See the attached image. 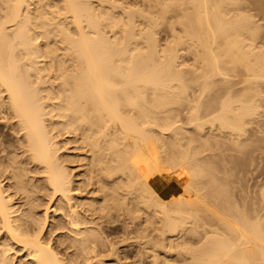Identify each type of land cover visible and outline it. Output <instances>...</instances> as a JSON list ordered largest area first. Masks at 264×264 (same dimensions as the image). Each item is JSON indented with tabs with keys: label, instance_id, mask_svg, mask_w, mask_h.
Returning <instances> with one entry per match:
<instances>
[{
	"label": "bare ground",
	"instance_id": "6f19581e",
	"mask_svg": "<svg viewBox=\"0 0 264 264\" xmlns=\"http://www.w3.org/2000/svg\"><path fill=\"white\" fill-rule=\"evenodd\" d=\"M114 1L112 0L111 4ZM40 2V0H0V154H3L0 157V264H89L91 260L94 258L96 260L100 256V250L97 249V246L103 248L101 253L103 250L112 251L109 244L108 246L102 244L103 241L99 234L104 233L102 231L100 233L98 227L101 223L96 221L101 222L108 217L109 210H111L110 202L115 205L123 202L126 204V196L130 197L131 202L133 200L135 206L139 204L144 209L143 213L146 211L149 215L151 214V219L157 215L155 213H162L166 219L164 224L167 228L165 230L169 234L172 231H178V228H186L184 225L197 220L195 215L198 214L197 216H199L201 212L195 214L196 207L200 206L199 204L203 206L204 202L202 198L200 200L194 194L195 190H198L196 189L198 186L195 184L196 179L200 178V175L204 176L201 174V169L198 168L202 164L201 161L204 163V157L203 160L201 158V161L199 159L203 152L201 148V153L191 148L197 156V153L200 154L198 156L199 166H196L198 163H195L197 161L196 155L194 157L190 154L179 153L183 156L177 158L173 155L177 159L171 158L169 162L166 158V162L161 160L163 157L159 155L162 153L161 151L159 153V145L164 142L163 139L165 138L163 136L166 133L170 135V139L173 137L177 141L185 134L180 132L177 127L178 124L174 125L171 114L175 113L176 110L173 111L175 109H172L173 104L188 102V99H190L188 97L193 95V93L187 95L188 78L179 75V72L181 73L179 66L182 64H176L180 62H176V53L172 54V52L164 56L168 46L163 48L159 45L160 43L158 44L155 37L157 31L150 32L147 29L149 31L145 36L147 46L144 45L146 46L144 47L139 43L137 44V40L134 39L136 35L132 33V25L129 22L124 25L123 29L120 28L122 30H117L119 22H116V18L118 16L114 18L108 9L110 5L108 8H105L107 6H101L102 11L95 13V8L90 6L93 3V1L91 3V0H60L59 9L64 13L61 19L63 20L64 16L66 18L67 15L65 14H70L71 23L73 24L71 26L74 28L72 29L74 32L72 35L66 29L67 26H64L68 24H65V18L63 23L59 18L60 16L58 17V14L54 13L56 9L46 11L48 8L46 10L41 8ZM31 4L36 5V7L34 5V8L30 7ZM152 7V10L159 15H156V19H153V16L148 17L154 27L160 24L159 22L164 19L165 13L169 10L173 11L171 14L174 13V16H181L184 34L173 32L182 35L181 37L178 36L176 44L181 49H186L183 51L188 50L194 55L196 54L198 61L203 64L204 73L200 75L203 77L200 84V94L203 95L201 92H204L205 101V97L212 90L222 88L224 91L223 98L218 97L220 100L215 101V104L204 105V122L215 129L233 134L242 140L246 139L251 133L250 137H253V140L249 141H255L256 148L260 151L264 150V147L260 144L264 141V136L260 137V134L264 135L262 134L264 133V35L260 36L261 31H264V26L260 23V21L264 22V0H153ZM189 10L190 12H187ZM254 10L259 12L254 13ZM259 13L260 17L256 19ZM103 21L108 22L106 24L108 25L107 29L109 27L115 29L114 34L125 32V35H111L113 38L104 37L102 33L105 29L103 32L100 29ZM147 27L148 25L145 28ZM189 67L191 68L192 65ZM193 73L195 74L194 80L197 81L199 72L196 74L193 71ZM188 76L191 78L190 75ZM195 90L197 92V89ZM201 97L203 98V96ZM209 100L211 101V99ZM191 101L189 100V102ZM193 103L195 104V102ZM189 108L191 110V107ZM193 110L188 120L194 124L193 127L199 130L203 124L198 123L201 119L199 118L201 116L199 107L195 106ZM187 111L189 110L187 109ZM209 125L206 126L209 127ZM248 126H251L250 133H248L250 128ZM184 128L181 130H185ZM4 133L14 134L15 143H12L14 146L6 138L1 139L4 137ZM64 134L65 137L71 134V137H68L71 138L69 141L72 140L76 144V147L73 146L72 149L75 147L80 152L74 157L84 167V179L82 180L77 175L73 174V176L69 171L72 169L67 168L65 165V162H68L69 157L72 156L64 154L65 157H63V154L60 153V149L68 144V139H60ZM167 134L166 136H168ZM189 135L187 136L191 137V134ZM215 137L217 139L218 136L215 135ZM211 139L213 140V138ZM216 139L215 141L218 140ZM6 140L9 146L13 147L10 146L12 149H9L8 144L5 146ZM194 141L199 142L198 138ZM194 141L192 140L191 144H194ZM200 141L204 142L201 138ZM234 141L236 140L234 139ZM181 142L183 141H179V143ZM240 142L242 143V141ZM165 143L162 145L164 146ZM171 143L173 145V142ZM188 144L186 142V145ZM250 144H253V142ZM212 145L214 146L213 143ZM197 146L200 145L197 144ZM218 146L219 144L216 148ZM167 147H169V143ZM186 148L188 149L187 146ZM169 149L171 150V147ZM176 150L180 149L177 148ZM260 151L258 153L264 156L262 154L264 152L260 153ZM66 152H70V149ZM166 152L169 153L167 150ZM165 153L162 154L165 155ZM170 157L169 155L167 158ZM70 162L73 163V160ZM75 163L77 164V162ZM77 170L79 171V169ZM212 171L214 172V170ZM204 173L205 171H203ZM80 174H82V171ZM35 175H39V178H36ZM75 176L81 180L78 182L79 185L77 183V187H73V184L76 183L72 184V177L75 179ZM40 178L43 180L44 185L42 183L37 184L36 181H39ZM215 178L217 177L215 176ZM33 179H35L37 185ZM218 179L220 180V178ZM4 180H6L5 184L3 183ZM207 181L210 180L207 179ZM258 187L260 188V186ZM261 188H264V186ZM75 190H80V194L81 191H84V193L86 191L89 202L77 204V200L75 201L71 193ZM201 191L199 192L202 193ZM222 191L221 189L220 192ZM259 191H261L259 194L261 193L264 197V189H259ZM39 192H44L43 197L35 196ZM208 192L211 193L210 190ZM217 192L218 190L215 191V193ZM29 194H31V197ZM77 195L79 196V194ZM77 195L75 196L77 197ZM226 195H228V192ZM15 196L18 197V200L24 198L26 202L20 204L19 201L20 205L17 203V206H15L13 202ZM82 196H84L83 193ZM221 196L223 197V195ZM209 197L212 198L207 196V198ZM216 197L217 195L215 201L218 200L219 203L214 205L219 204L218 210H221L219 207L222 203H220V198ZM259 197L261 198V196ZM225 199L227 198L225 197ZM35 200H38V204L34 206L32 202H35ZM212 201L206 202L211 204L214 202ZM206 202H204L203 208ZM227 202L229 201L227 200ZM257 202H261V199ZM257 202L253 203L256 204L254 208L257 209L259 206L257 212L253 208L254 212L252 211V214H250L252 209H248L250 210L249 214L247 213L248 216L251 217L256 213L251 219H249L250 217L247 218V215L240 214L239 211V215H233V212L229 214L230 216L227 215L231 217V221H229V218L224 220L227 236H225L226 234L223 235L224 232L211 233L213 236L209 237L210 234L206 235V233H209L206 232L208 230H204L206 233L202 236H207V238L204 237L207 245H204V239H201L204 243L202 245L204 246L203 251H196L192 254L193 249L189 248V252L192 251L189 256L185 254V247H188V245L185 246L186 242H182L185 247L181 244L184 247L182 248L184 251L181 250V253L184 252L186 256L191 257L190 263L185 262V264H264V224L261 223L264 222L261 218L264 217V214H260L264 211V201L261 202L262 205L259 203L258 206ZM231 204L235 205V203ZM25 205H28V208H23ZM214 205L212 204V206ZM37 206H42L41 215H37L38 212L35 211ZM242 206H237L238 210ZM228 207L227 212L229 213L230 208L233 206ZM245 207H242V209H246ZM210 208L212 207L210 206ZM214 208L215 210L211 211L217 217V207ZM120 209L122 210V208ZM140 209L136 210L141 211ZM198 209L202 210L201 207ZM129 210H126L127 214ZM234 210H237V208ZM57 211L60 212V215ZM170 211L177 214L176 220L170 214L168 215ZM49 212L55 213L54 218L58 215V218H56L58 220L54 221L53 217L49 216ZM197 212L199 211L197 210ZM241 212H246V210ZM60 216L61 219H59ZM49 217L54 221V224L49 225ZM199 217H201V219H198L201 223L206 218L202 221V215ZM211 219L209 218L210 221ZM222 219L224 218L222 217ZM202 224L206 228V223ZM155 227H158V225L154 226V229ZM147 228L149 227L147 226ZM201 228L199 229L201 230ZM208 228L210 229V227ZM221 228L220 232H222ZM196 230L194 234H196ZM48 232L49 236L46 235ZM210 232L214 231L210 230ZM188 233L191 232L188 231ZM165 234L167 233L164 232ZM185 234L187 233L185 232ZM164 235L162 233L161 238ZM52 236L56 238V243L62 248L61 250L65 251V254L62 253L64 255L59 254L60 252L58 253L52 247ZM181 236L183 238L184 235L181 233ZM164 239L166 240V238ZM173 239L176 238L173 237ZM149 240L151 241V238ZM105 242L103 243L105 244ZM141 245L143 246V244ZM189 247H192V245ZM173 248L178 250L179 247ZM186 250L189 253L188 248ZM20 251L24 253L25 260L24 256L23 259L16 258V253L19 252L20 254ZM143 251L141 250V252ZM112 252L114 254V251ZM141 255L140 258L144 254ZM153 258L147 263L140 260H136L138 261L136 263L169 264V262L163 263L164 260L161 263ZM163 258L165 259V257Z\"/></svg>",
	"mask_w": 264,
	"mask_h": 264
},
{
	"label": "rangeland",
	"instance_id": "374dc122",
	"mask_svg": "<svg viewBox=\"0 0 264 264\" xmlns=\"http://www.w3.org/2000/svg\"><path fill=\"white\" fill-rule=\"evenodd\" d=\"M41 2L39 3L40 4V7L41 8H44V10H46L47 8V10L46 11H48V10H52L53 9V11L56 9V11L54 12L55 14H58V17L61 19L62 18V14H64L63 12H62V10L61 9H59L60 8V6L59 5H61L60 4V0L58 1H55V0H40ZM92 1H93V3H92ZM95 1V2H94ZM99 1H101L100 3H98ZM104 1V2H103ZM114 1V0H113ZM116 1V2H115ZM112 4H111V2H112V0H91V3L92 4H90V6L93 8H95V13H100L101 11H102V7L101 6H107V7H105V8H108V6H109V10L111 11V13H112V15L114 16V18H116L117 16V18H116V22L118 23L119 22V26L116 28L117 30H122L123 29V27H124V25L126 24V23H130V25H132L131 26V29H132V33L133 34H135L136 36H134V39L135 40H137V44L139 43V45H142V46H144V45H146L147 46V38L145 37L146 35H147V33L150 31H157V33L155 32V37H156V40L158 41V44L161 46V47H163V48H166L167 46H168V48H166V53L164 54V56H167V54H171L172 52V54H175L176 53V62L177 61H180V62H178V63H176V64H182V65H180L179 66V70H181V73L179 72V75H181L182 77H186V79L188 78V82H189V84H188V87H187V95H190V94H192L193 93V95H190L188 98H190V99H188V102H180L181 103V105H180V103L179 102H177V103H175V104H173V106H172V109L173 108H175L173 111H175V113H173V112H171V113H173V114H171V116H172V119H173V122H174V125L175 124H178L177 125V127L179 128V130H180V132H182V134L183 133H185V134H181L182 136L180 137V139L177 141L176 139H174L173 137H171V139L173 138V140L171 141V139H170V135H168L167 133V135L168 136H166V134L163 136V138H165V139H163V143L162 144H164L167 140H169L168 142H166L165 143V145L163 146L161 143H160V148H159V153H160V151L164 154L165 152H166V150L167 151H169V153H167V154H169L171 157L170 158H167L169 155H167L166 153H165V155H163L162 153H160L159 155H160V157H163V158H161V160H163V161H165L166 162V160H165V158L167 159V162H169V161H171V158L173 159V158H179V157H181V156H183L182 154H185V155H188V154H190V156L191 155H193L194 157H195V155H196V153L194 152H192V149L194 150V151H200L199 153H201V150H202V152L203 153H201V156H199L200 154L199 153H197L198 154V156L200 157L199 159H200V161H201V158H202V160H203V157H204V163H203V161H198L199 159H198V156L196 155V158H197V161H195V163H198L196 166H199V162L200 163H202V164H200L201 166H199L198 168H200L201 169V174L202 175H204L203 177L200 175V178L198 177L197 179H196V181H195V184H197V188L196 189H198V190H195V192H194V194L195 195H197L198 196V198H200V200H201V198H202V200L204 201V202H206V201H212L213 203H211V204H208V203H210V202H206V205H205V207L203 208V206H204V202H203V206H201V204H199L200 206H197L196 208V210H195V214H197V213H200V215L199 216H201L202 215V221H203V219L205 218V220L207 221H203L202 223H206V228H205V226L203 227V225L204 224H202L201 223V221H199L198 219H201V217H199V216H197V215H195L197 218V220H193V223L191 222L190 224H186V225H184L186 228H184V227H182V228H180V229H182V230H180L179 228L177 229L178 231H175V232H170L171 234H169L168 233V231L167 230H165L167 227H166V224H164V223H166V219L164 218V215L162 214V213H155V214H157L155 217H153V219H151L152 218V215L150 214L149 215V213H147L146 211H144V213H143V210L144 209H142V207L141 206H139V204L138 205H136L137 206V208H136V206H135V204H134V202H133V200H132V202H131V199H130V197L129 196H126V204L123 202V203H120V204H117L116 203V205L113 203V204H111L112 202H110L109 204H110V209L111 210H109V213H108V217L107 218H104L102 221H105V222H103L102 223V221L101 222H99V221H96L97 223H101L102 224V226H101V224H99V226L100 227H98L99 228V231H100V233H104V234H99L100 235V237H101V240L103 241V242H105V244H107V245H105L103 242H102V244L104 245V246H108V244H109V246H110V248L112 249V251H114V254H113V252L112 251H108V250H103L102 251V253H101V249H103L102 247L101 248H99L98 246H97V249H99L100 250V256L99 257H97L96 258V260H95V258L93 259L94 261H96V262H98L97 264H131V263H135V264H137L136 262H138L139 260L140 261H142L143 263H147V261H149V260H151L154 256V258L155 259H157L159 262H161V261H167V262H164L163 261V263H168L169 262V264L170 263H172V264H185V262L186 263H190V258L191 257H189L190 255H191V252L193 251V253L192 254H194V252H200V250H204V246H202L206 241V239L205 238H207V236H205L204 235V237L202 236L203 234H205L206 232H209V233H206V235L208 234H210L209 235V237H211V236H213V234H216V233H224L225 231H227V229H226V224H225V222H224V220H228V219H225V218H229V221H231V217H228L227 215H229L230 213L232 214V212H233V215H239L238 214V211H239V213L240 214H244V215H247V213L249 214V212H250V210H248V209H252L251 210V212H250V214H252V211L254 210L255 212H257V210H259L258 208H259V203L261 204V202L262 201H264V200H262V199H264V197H262V194L260 193L259 194V192H261V191H259V189L260 190H262V189H264V188H261L262 186H264V185H261V184H264V183H262V182H264V156H261L258 152L260 151V150H258L257 148H256V146H255V141H249V140H253L252 138L253 137H250L251 135V133H250V130H251V126H248V133H250L249 134V136H247L246 137V139L244 138V140H242V139H239V138H237V137H235L233 134H230V133H227V132H225V131H220L219 129H215V128H213L212 126H210L209 124H206V122H204L205 121V118H204V105H208V104H215L216 102H217V100L220 98V99H222L223 98V94H224V91H223V89L222 88H219L220 90H218V88L217 89H214V91L212 90V92H210V94L209 95H207L205 98H206V101H205V99H204V92H201L203 95H201L200 94V84H201V82L203 81V77L202 76H200L201 75V73L203 74L204 73V66H202L203 64H201V62L200 61H198V59H197V55L195 54H193V53H191L190 51H183V50H186L185 48H182L181 49V47H179L177 44H176V39H178V36L179 37H181L183 34H184V27H183V25H182V23H181V16L179 15V16H174V13L173 14H171L173 11H167L166 13H165V17H164V19H162L163 20V22H159L160 24L159 25H162V26H159V25H157L156 27H154V25L152 24V21L150 22L149 21V19H148V17H150V16H153V19H156L157 18V16H159L157 13H156V11H154V10H152L153 9V0H120L119 1V3H118V0H115ZM130 1V2H129ZM150 3H148V2ZM44 2V3H43ZM53 2V3H52ZM97 2V3H96ZM126 2V3H125ZM51 3V4H50ZM55 3H58V4H55ZM89 3H90V1H89ZM109 3V4H108ZM115 3V4H114ZM123 3V4H122ZM147 5H146V4ZM45 4H46V6H45ZM51 5V7H50V5ZM54 4H55V6H54ZM94 4H96V5H94ZM100 6H98V5ZM104 4V5H103ZM106 4V5H105ZM136 4V5H135ZM152 4V5H151ZM32 5V6H31ZM30 5V7H32V8H34V6L36 7V5H34V4H31ZM34 5V6H33ZM44 5V6H43ZM93 5V6H92ZM150 5V6H149ZM49 6V7H48ZM117 6H119V7H117ZM148 6V7H147ZM52 7H54V8H52ZM99 7V8H98ZM113 7V8H112ZM126 7V8H125ZM132 7H135V8H132ZM143 7H145V8H143ZM147 7V8H146ZM149 7H150V9H149ZM98 8V9H97ZM116 8V9H115ZM120 8V9H119ZM129 8V9H128ZM137 8V9H136ZM143 8V9H142ZM59 9V10H58ZM97 9V10H96ZM112 9V10H111ZM148 9H149V11L152 13H148L149 11H148ZM124 10V11H123ZM135 10H137V11H135ZM143 10V11H142ZM114 11V12H113ZM121 11H123V12H121ZM141 11V12H140ZM148 11V12H147ZM58 12V13H57ZM61 12V13H60ZM116 12V13H115ZM187 12H190V10L189 11H187ZM254 13L256 12H259V11H257V10H254L253 11ZM146 13H148V14H146ZM155 13V14H154ZM233 13V12H232ZM119 14V15H118ZM137 14V15H136ZM145 14V15H144ZM150 14V15H149ZM65 15H67L66 16V18H65V16H64V18H65V20H64V18H63V20H64V22H65V24H67V25H64V26H67V28L66 29H68V32H69V34H72L73 35V30L72 29H74L71 25H73L71 22H72V20H71V16H70V14H65ZM122 15H123V17H125V18H123L122 17ZM135 15V16H134ZM142 15V16H141ZM144 15V16H143ZM157 15V16H156ZM182 15V14H181ZM70 16V17H69ZM127 16V17H126ZM155 16V17H154ZM67 17H69V18H67ZM169 17V18H168ZM260 17V13H259V16L257 15V17H256V19L257 18H259ZM136 18V19H135ZM167 18V19H166ZM173 18V19H172ZM179 18V19H178ZM127 19V20H126ZM134 19H135V21H134ZM63 20L61 19V21L63 22ZM68 20H71V21H68ZM122 20V21H121ZM143 20V21H142ZM170 20V21H169ZM139 21V22H138ZM63 22V23H64ZM70 22V23H69ZM133 22V23H132ZM145 22V24H143ZM150 22V23H149ZM178 22V23H177ZM108 23V22H107ZM106 23V21H103L102 22V28H100L101 30H102V32H103V30L105 29L106 30V32L108 33H106L105 32V30H104V32L102 33L103 34V36L104 37H112L113 35H117V36H123V35H125V32L124 33H122L121 34V32L120 33H118V34H114V28H106V27H108V25H106L107 24ZM260 23L262 24V26H264V22H261L260 21ZM177 24H178V26H177ZM68 25H70V26H68ZM137 25V26H136ZM148 25V27L147 28H145L146 26ZM176 25V26H175ZM121 26V27H120ZM135 26V27H134ZM140 26V27H139ZM120 28H122V29H120ZM126 28V27H125ZM158 28V29H157ZM72 31H71V30ZM109 29H111L110 31H112V32H110L109 31ZM136 29V30H135ZM149 31H148V30ZM154 29V30H153ZM100 30V31H101ZM171 30V31H170ZM71 31V32H70ZM138 33H136V32ZM147 31V32H146ZM171 32H172V34H171ZM173 32H176L177 34H182V35H177L176 33H173ZM181 32H183V33H181ZM111 33V34H110ZM144 33H145V35H144ZM262 33H264V31H261V33H260V36L261 35H264V34H262ZM112 35V36H111ZM171 35V36H170ZM175 35V37H173ZM108 37V38H109ZM145 38V40H144V38ZM158 37V38H157ZM113 38V37H112ZM175 38V39H174ZM171 39V40H170ZM173 39V40H172ZM171 41H172V43H171ZM143 43V44H142ZM164 43V44H163ZM171 43V44H170ZM166 44V45H165ZM173 44V45H172ZM146 46H144V47H146ZM170 46V47H169ZM174 47H175V49H174ZM173 48V49H172ZM179 49V50H178ZM170 50V51H169ZM168 51V52H167ZM180 51V52H179ZM178 52V53H177ZM182 52V53H181ZM180 53V54H179ZM190 53V54H189ZM198 53H200V52H198ZM178 55H180L179 57H178ZM193 55V56H192ZM196 57V58H195ZM179 58V59H178ZM181 59V60H180ZM193 59H195V60H193ZM197 59V60H196ZM184 60V61H183ZM195 61V62H194ZM197 61H198V63H197ZM182 62V63H181ZM188 63H189V65H188ZM195 65V67H194V65ZM197 64H199V65H197ZM192 65V67L190 68L189 66H191ZM197 65V66H196ZM188 66V67H187ZM200 66H202V67H200ZM185 67V68H184ZM188 69H187V68ZM197 67V68H196ZM191 70H190V69ZM195 68L197 69L196 71H195ZM201 69V70H200ZM197 74L198 72H199V74H197V75H199V77H197L198 79H200L201 78V80H199L198 81V79H196L197 81H195L194 79H195V74L193 73V71ZM191 71H192V73H191ZM183 72V73H182ZM184 73H186L185 75H183ZM188 73V74H187ZM187 75V76H186ZM188 75H190V77L191 78H189V76ZM194 77V78H193ZM189 79H191V80H189ZM194 80V81H193ZM192 81V82H191ZM194 82L196 83L195 85H194ZM193 83V84H192ZM198 83V84H197ZM191 85H193V86H191ZM198 86V87H197ZM195 87V88H194ZM217 87H219V86H217ZM190 88V89H189ZM195 89H197V92H196V90ZM193 90V91H192ZM213 92H215L214 94H213ZM216 92H218L217 94H216ZM198 93V94H197ZM222 93V94H221ZM195 94V95H194ZM199 95V96H198ZM211 95V97L209 98V96ZM213 95H214V97H213ZM216 95V96H215ZM219 95V96H218ZM201 96H203V98L201 97ZM196 97H197V99H196ZM219 97V98H218ZM192 98V99H191ZM194 98V99H193ZM200 98V99H199ZM203 100H202V99ZM215 98V99H214ZM209 99H211V101L209 100ZM219 99V100H220ZM189 100L191 101V100H194V101H191V102H189ZM200 100V101H199ZM214 100V101H213ZM204 101H205V103H204ZM216 101V102H215ZM193 102H195V104L193 103ZM202 102V103H201ZM179 103V104H178ZM187 106V108H186V106L184 105V104ZM192 103V104H191ZM190 104V105H189ZM199 104V105H198ZM176 105V106H175ZM195 106L196 107H199V114L201 115L199 118H201V119H199V121H198V123H200V124H202V128L201 129H199V130H197L195 127H193V123H191V121L190 120H188L189 119V116L190 115H192V113H193V108H195ZM201 106V107H200ZM189 107H191V110H192V112L190 113V108ZM193 107V108H192ZM179 108V109H178ZM187 109L189 110V111H187ZM202 109V110H201ZM180 111V112H179ZM184 113V114H183ZM202 113V114H201ZM178 116H177V115ZM188 115V116H187ZM175 116V117H174ZM177 119V120H176ZM179 120H180V122H179ZM186 120H188V121H186ZM176 121H177V123H176ZM184 122V123H183ZM183 125V126H182ZM205 125V126H204ZM209 125V127H207V126ZM176 126V125H175ZM181 126V127H180ZM192 126V127H191ZM185 127V128H184ZM205 127V128H204ZM212 129H211V128ZM185 129V130H181V129ZM195 129V130H194ZM203 129H205L204 131H202ZM211 129V130H210ZM215 131H214V130ZM5 130V129H4ZM219 130V131H218ZM183 131H185V132H183ZM187 131V132H186ZM196 131H198L197 133H196ZM209 131V132H208ZM204 132V133H203ZM206 132V133H205ZM165 133V132H164ZM187 133V134H186ZM202 133H203V135H202ZM217 133V134H216ZM11 134L12 133H9V134H5L4 133V137L3 138H1V139H7L8 141H9V143H11V145H13L14 143H15V136H14V134H12V136H11ZM189 134H191V137H192V140L194 141V140H196L197 138H198V140H199V142H196V141H194L193 143L194 144H198V145H200V146H197V144L196 145H194V144H191L192 143V140H191V137H188V136H190ZM210 134V135H209ZM225 134H226V136H225ZM230 136H229V135ZM262 134H264V133H262ZM6 135V136H5ZM69 135V136H68ZM68 135H66L67 137H65V134L64 135H62L61 137L63 138H60L61 140H64V139H68V144H66L64 147H62L61 149H60V153H62L63 154V157H65L64 156V154L66 155H68V156H72V157H69L70 158V160L68 161V162H65V165L67 166V168H70V169H72V170H69V171H71L70 173L73 175H77L81 180L82 179H84V176H83V170H84V167H82L81 166V164H80V162L77 160V158H75L74 157V155H77L78 153H80V152H78V150H76L75 149V147H76V144L75 143H73L72 142V140L71 141H69L71 138H68V137H71L70 135L71 134H68ZM188 135V136H187ZM205 135V136H204ZM207 135V136H206ZM215 135L216 136H218L217 137V139H216V137H215ZM234 136V138H233V136ZM11 136V137H10ZM14 136V137H13ZM187 136V137H186ZM200 136V137H199ZM202 136V137H201ZM209 136H211V137H209ZM227 136H229V137H227ZM261 136H264V135H261L260 134V137ZM168 137V139H166ZM183 137V138H182ZM195 137H196V139H195ZM203 137H204V139H203ZM249 137V138H248ZM10 138V139H9ZM182 138V139H181ZM184 138H186V139H184ZM200 138L202 139V140H204V142L203 141H200ZM206 138V139H205ZM211 138H213V140L211 139ZM230 138V139H229ZM184 139V140H183ZM209 139H211V140H209ZM215 139L218 141H215ZM233 139V140H232ZM234 139L236 140V141H234ZM248 139V140H247ZM6 140V142H5V146H6V144H8V146H9V143H8V141ZM186 140H188V141H186ZM246 140V141H245ZM5 141V140H4ZM173 142V145H172V143L171 142ZM179 141H183V142H181V143H179ZM210 141V142H209ZM211 141H215V142H211ZM220 141V142H219ZM223 143H222V142ZM240 141H242V143L240 142ZM245 141V142H244ZM14 142V143H13ZM186 142H187V144L188 145H186ZM196 142V143H195ZM201 142V143H200ZM206 142H207V144H206ZM217 142V143H216ZM253 142V144H250V143H252ZM13 143V144H12ZM168 143H169V147H167L168 146ZM175 143H177V144H175ZM179 143V144H178ZM212 143L214 144V146L212 145ZM257 144H259L258 142H256ZM70 144V145H69ZM184 144V145H183ZM191 144V145H190ZM219 144V148L217 147L216 148V146ZM238 144V145H237ZM260 144L262 145V147H264V141H262V142H260ZM10 145V146H11ZM60 145H61V143H60ZM69 145V146H68ZM174 146V147H172V146ZM175 145H176V148H175ZM183 145V146H182ZM192 145H194V146H192ZM206 145V146H205ZM210 145V146H209ZM220 145H221V147H220ZM231 145V146H230ZM252 145V146H251ZM10 146H9V149H12V148H10ZM14 146V145H13ZM62 146H63V144H62ZM73 146H75L74 147V149H72L73 148ZM162 146V147H161ZM188 147V149L186 150L185 149V147ZM192 146V147H191ZM205 146V147H204ZM212 146H213V148H212ZM171 147V150H172V148H173V150L171 151L170 149L168 150V148H170ZM184 147V149H182ZM249 147V148H248ZM67 148V149H66ZM166 148V150H164ZM180 149V150H176V149ZM192 148V149H191ZM199 148V149H198ZM200 148H201V150H200ZM210 148V149H209ZM66 149V150H65ZM69 149H70V152H66V151H69ZM163 149V150H162ZM196 149H198V150H196ZM204 149V150H203ZM218 149V151H216ZM256 151H255V150ZM63 150V151H62ZM183 150V151H182ZM220 150V151H219ZM257 150H258V152H257ZM177 153H176V152ZM186 153H185V152ZM189 151H191L192 153H190ZM205 151V152H204ZM222 151V152H221ZM175 152V153H174ZM189 152V153H188ZM209 152V153H208ZM218 152V153H217ZM219 152H220V154H219ZM261 152H264V150H262V151H260V153ZM179 153H182V154H179ZM210 153H212V154H210ZM162 154V155H161ZM178 156H177V155ZM209 156H208V155ZM218 154V155H217ZM262 154H264V153H262ZM1 156L0 157H2L3 156V154H0ZM167 155V156H166ZM173 155H175V156H173ZM74 157V158H73ZM194 157H192L194 160H195V158ZM208 157V158H207ZM176 158V159H177ZM206 158V159H205ZM169 159V160H168ZM212 159V160H211ZM73 160V163H71L70 161H72ZM75 162H77V164L75 163ZM69 163V164H68ZM71 163V164H70ZM74 164V165H73ZM73 167H72V166ZM204 165H205V167H204ZM77 166H79V167H77ZM208 166V167H207ZM72 167V168H71ZM204 167V168H203ZM207 167V168H206ZM210 167V168H209ZM197 168V167H196ZM197 168V169H198ZM212 168V169H211ZM77 169H79V171L77 170ZM82 169V170H81ZM199 169V170H200ZM202 169H204V170H202ZM209 169H210V171H209ZM212 170H214V172L212 171ZM73 171V172H72ZM81 171H82V174H80L81 173ZM203 171H205V173L203 174ZM78 172V173H77ZM208 172V173H207ZM213 174H215V175H213ZM224 172V173H223ZM81 176H80V175ZM207 174V175H206ZM208 174H210L211 176H212V179H211V176H210V178H209V176H208ZM71 175V176H72ZM73 175V176H74ZM39 176V175H38ZM38 176H36L35 175V177L36 178H39ZM77 176H75V179H74V177H72V184L73 183H76V184H73L74 186L73 187H77L80 183H78L79 181H81L79 178H77ZM208 176V177H207ZM215 176L217 177V178H220V180L218 181L217 180V178H215ZM203 178V179H202ZM206 178V179H205ZM216 180H215V179ZM78 181H77V180ZM200 179H202V180H200ZM207 179H209L210 181H207ZM35 179H33V181H34ZM214 180V181H213ZM222 180V182L221 183H223L224 185H222L221 183H220V181ZM43 180L40 178L39 179V181H36L37 182V184L39 183H42L43 185H44V183L42 182ZM198 181V182H197ZM199 181H200V183H199ZM206 182V183H201V182ZM226 181V183H224ZM5 182H6V180H4L3 181V183L5 184ZM35 182V181H34ZM36 182H35V184H36ZM197 182V183H196ZM230 182V183H229ZM77 183H78V185H77ZM261 183V184H260ZM36 184V185H37ZM38 184V185H39ZM194 184V185H195ZM209 184V185H208ZM228 184H229V186H228ZM259 184V185H258ZM7 185V184H6ZM5 185V186H6ZM202 185H203V187H202ZM218 185V186H217ZM202 188H201V187ZM207 186V187H206ZM211 188H210V187ZM258 186H260V188L258 187ZM206 189H208V190H206ZM215 187V188H214ZM216 187H218L217 189H216ZM231 187V188H230ZM201 188V189H200ZM214 189V191H213V189ZM200 189V190H199ZM221 189L223 190L222 192H226L225 194L224 193H222V192H220L221 191ZM229 189V190H228ZM202 190V191H201ZM205 190H206V193H205ZM211 191V193H209L208 191ZM218 190V192L217 193H215V191H217ZM198 191V193L196 194V192ZM199 191H201L202 193H200ZM212 191H213V194H212ZM79 192V193H78ZM227 192H228V195H226L227 194ZM72 193V195L74 196V199H75V201L77 200V204H82V203H86L87 201H88V198H87V196H88V194H87V192L85 191V193H84V191H81V194H80V190H75L74 192H71ZM79 194V196L77 195V194ZM82 193H83V195L84 196H82ZM201 195H200V194ZM207 193H209L208 195H207ZM220 193H222V194H220ZM77 195V197L75 196V195ZM86 194H87V196H86ZM219 194V195H218ZM43 195H44V192L42 193V192H39L38 194H35V196H38V197H40V196H42L43 197ZM203 195V196H202ZM211 196L212 198L210 199V197L209 198H207V196ZM213 195H214V198H213ZM217 195V197L216 198H220L219 200L221 201L220 203H222V205H220V207L219 208H221V210L219 209L218 210V206H219V204L217 205V206H215L214 204H217V203H219V201L218 200H216L215 201V196ZM221 195H223V197H224V195H225V197L227 198V199H225V197L223 198ZM29 196L31 197V194H29ZM81 196V197H80ZM259 196H261V198L259 197ZM79 197V198H78ZM86 197V198H85ZM203 197H206V198H203ZM222 197V198H221ZM17 198V199H16ZM82 198V199H81ZM86 200H85V199ZM120 198H122V197H120ZM73 199V200H74ZM81 201H80V200ZM123 199V198H122ZM129 199H130V201H129ZM206 201H205V200ZM209 199V200H208ZM261 199V202H257L258 200H260ZM17 200V201H16ZM39 200V199H38ZM37 200V201H38ZM225 201L224 203H225V205H224V203H223V201ZM227 200L230 202H227ZM20 201V202H19ZM24 201V202H23ZM32 201V200H31ZM37 201L35 200V202H32V204H34V206L35 205H37L38 203H37ZM218 201V202H217ZM14 202V204H15V206H17V203L19 202L20 204H23V203H25L26 202V200L24 199V198H19V200H18V197L17 196H15V200L13 201ZM89 202V201H88ZM257 202V206H258V208L256 209V208H254V207H256V204H253V203H256ZM18 203V204H19ZM39 203H40V200H39ZM128 203H129V205H128ZM132 203V204H131ZM227 203V204H226ZM230 205H229V204ZM231 203H235V205H233V204H231ZM19 204V205H20ZM208 204V205H207ZM212 204L214 205V206H212ZM113 205V206H112ZM118 205V206H117ZM131 205V206H130ZM227 205V206H226ZM239 205H243L242 207H245L246 209H242V207H240L239 208V210H238V207H239ZM262 205V204H261ZM260 205V206H261ZM26 206V207H25ZM23 208H28V205H25ZM127 206V207H126ZM128 206H130V207H128ZM208 206V207H207ZM210 206L212 207V208H210ZM223 206V207H222ZM228 206H233V207H231V208H233V210H231V208H230V211H229V213L227 212L228 211V209H229V207ZM234 206H236L235 208H237V210H234L235 208H234ZM238 206V207H237ZM41 209L42 208V206H37V208H36V212H38L37 213V215H41L42 214V210L43 209H39V208ZM118 207V208H117ZM123 207H125L124 209H123ZM132 207H135L134 209L136 210V209H140V207H141V211H139V210H134ZM202 208V210H200V209H198V208ZM214 207H217L216 209H217V211H218V215H219V217H218V215H217V217H215L216 216V214H214L211 210H215V208ZM227 207V208H226ZM120 208H122V210L120 209ZM227 209L226 211L224 210V209ZM254 208V209H253ZM261 208V207H260ZM38 209V210H37ZM79 209H80V207H79ZM129 209H133V210H129ZM204 209H206V210H204ZM211 211V213H210V211ZM222 209H223V211H222ZM241 209V210H240ZM40 210V211H39ZM51 210V209H50ZM129 210V212H130V214H133V215H130L129 214V212H128V214H129V216H128V214H127V211ZM197 210L199 211V212H197ZM204 210V212H202ZM245 211L246 210V212H241V211ZM118 211V212H117ZM125 211V212H124ZM139 211V212H138ZM220 211H221V214H223V218L224 219H222V217H220L221 216V214H220ZM225 211V212H224ZM236 211V212H235ZM253 211V212H254ZM39 212H40V214H39ZM58 212V211H57ZM138 213H140V214H142V215H139ZM172 213V214H171ZM202 213H204V214H202ZM226 213V214H225ZM234 213H237V214H234ZM246 213V214H245ZM55 214V213H54ZM53 213H51V212H49V216L50 217H53L52 219L54 220V221H56V220H58V219H56V218H58V215L56 216V218H54L55 216H53L54 215ZM57 214V213H56ZM58 214L60 215V212H58ZM124 214V215H123ZM147 214V215H146ZM160 214V215H159ZM170 214V216L171 217H173L174 218V220H176L175 219V217H177V214H174L173 212H168V215ZM212 214V215H211ZM213 214H214V218L215 219H217V220H215L214 218H213ZM254 214V213H253ZM256 214V213H255ZM255 214L253 215V216H255ZM261 215L262 214H264V211H262L261 213H260ZM110 215H111V217H110ZM118 215V216H117ZM121 215H122V217H121ZM135 215V216H134ZM142 216L143 218H139V216ZM145 215V216H144ZM161 215H162V217H161ZM176 215V216H175ZM204 215V216H203ZM210 215H211V217H210ZM162 218H160V217ZM194 216V217H195ZM209 216V217H208ZM227 216V217H226ZM230 216V215H229ZM252 215H251V217L250 216H248L247 215V218H249V219H251L252 217H253ZM49 217V225H52V224H54V221H52L51 220V218ZM128 217V218H127ZM133 217V218H132ZM146 217V218H145ZM147 217H149V218H147ZM111 220H110V219ZM156 220H155V219ZM160 218V219H159ZM209 218L211 219V221L209 220ZM219 218V219H218ZM262 218V221H264V217H261ZM59 219H61V216L59 217ZM107 219H108V221H107ZM122 219V220H121ZM143 219H146V220H144L143 221ZM148 219V220H147ZM159 219V220H158ZM195 219V218H194ZM221 219V221H219ZM124 220V221H123ZM138 220H139V222H138ZM142 220V221H141ZM149 220H151L152 221V223H151V221H149ZM164 222H163V221ZM111 221V222H110ZM129 221V222H128ZM133 221V222H132ZM160 221V222H159ZM197 221H199V222H197ZM211 222V225L209 226V223ZM108 224H107V223ZM138 222V223H137ZM150 222V223H149ZM157 222H158V224H157ZM163 224H162V223ZM196 222V223H195ZM224 222V223H223ZM105 223V224H104ZM117 223V224H116ZM121 223V224H120ZM135 223H136V225H135ZM144 223V224H143ZM154 223V224H153ZM195 223V224H194ZM207 223H208V225H207ZM223 223V224H222ZM262 224H264V222H261ZM162 224V225H161ZM192 224V225H191ZM200 224V225H199ZM134 225H135V227H134ZM142 225V226H141ZM158 225V227H159V229H158V227H155V229H154V226H157ZM194 225V226H193ZM201 225H202V228H201ZM217 227H215V226ZM218 225V226H217ZM140 226V227H139ZM147 226L149 227V228H147ZM192 226V227H191ZM196 226V227H195ZM212 226V227H211ZM214 226V227H213ZM223 226H224V228H223ZM146 227V228H145ZM153 227V228H152ZM208 227H210V229L208 228ZM220 227H222L221 228V231L222 232H220ZM161 228V229H160ZM163 228V229H162ZM191 230H190V229ZM199 228H201V230H202V232H201V230L199 229ZM205 228V229H204ZM211 228H213V229H211ZM219 228V229H218ZM145 229V230H144ZM149 231H148V230ZM158 229V230H157ZM183 229H184V231H183ZM187 229H188V231L189 232H191V233H188V231H187ZM194 229V230H193ZM195 229H197L196 230V234H194V232H195ZM198 229H199V231H198ZM155 230V231H154ZM156 230H157V232H156ZM159 230H162L161 232L159 231ZM186 230V231H185ZM206 230H208V231H205ZM210 230L211 231H214V232H210ZM216 230V231H215ZM102 231V232H101ZM147 231H148V233H150V234H148L147 233ZM193 231V232H192ZM197 231H198V233H197ZM217 231H219V232H217ZM56 232H58V231H56ZM153 232V233H152ZM164 232H166L167 234H165L164 235ZM179 233V234H177V233ZM185 232L187 233V234H185ZM202 234H201V233ZM162 233H163V235H164V237L162 236V238H161V235H162ZM181 233H182V235H184L183 236V238H182V236H181ZM192 233H193V235H192ZM211 233H213V234H211ZM227 232H225L223 235H225ZM46 235L47 236H49V232L48 233H46ZM54 235V234H53ZM102 235V236H101ZM121 235V236H120ZM158 235V236H157ZM169 235V236H168ZM181 237H180V236ZM228 235H230V234H228ZM125 236V237H124ZM143 236V237H142ZM150 236V237H149ZM160 236V237H159ZM166 236V237H165ZM171 236V237H170ZM187 236V237H186ZM225 236H227V234L225 235ZM104 237H105V239H104ZM167 237H168V239H169V241H168V239H167ZM173 237L174 238H176V239H173ZM180 237V239H178ZM203 237V238H202ZM52 238V240H51V244H52V247H54V249L59 253V254H62V253H64L61 249V247H59L58 245H57V243H56V238H54V236H52L51 237ZM124 238H125V240H124ZM141 238V239H140ZM151 238V241L149 240ZM161 238V239H160ZM164 238H166V240L164 239ZM182 238V239H181ZM198 238V239H197ZM54 239V240H53ZM136 239V240H135ZM180 241H178V240ZM194 239V240H193ZM199 239H200V241H199ZM204 241V243H202V240ZM118 240H120V241H118ZM134 240V241H133ZM172 240V241H171ZM175 240H177V241H175ZM183 240H185V241H183ZM187 240V241H186ZM162 241V242H161ZM173 241H175V242H173ZM123 244H122V243ZM129 242V243H128ZM160 242V243H159ZM168 242H169V244H171V243H173L172 245H169L168 244ZM178 242H179V244H178ZM182 242H186V244H185V246L186 245H188V247L186 246H184L183 244H182ZM190 242V243H189ZM139 243V244H138ZM150 243V244H149ZM158 243V244H157ZM163 243V244H162ZM166 243V244H165ZM188 243V244H187ZM200 243V244H199ZM56 244V245H55ZM119 244V245H118ZM137 244V245H136ZM141 244H143V246L141 245ZM157 244V245H156ZM181 244H182V246H184L185 247V254H187V255H189V256H186L185 254H184V252H183V254L181 253L182 251H184V250H182V248H184V247H182L181 246ZM117 245V246H116ZM121 245V246H120ZM124 245V246H123ZM167 247H166V246ZM176 245V246H175ZM178 245H180V246H178ZM192 245V247H189V246H191ZM195 245H196V247H195ZM199 245H201V246H199ZM204 245H207V243H205ZM126 246V247H125ZM140 246H141V249H140ZM165 246V247H164ZM169 246V247H168ZM157 247V248H156ZM171 247V248H170ZM173 247H179L178 248V250H179V253L177 254V252H178V250H177V248H173ZM193 247H195V248H193ZM203 247V249H201V248ZM154 248H156V249H154ZM188 248V252H189V248H192L191 250V252H189V253H187V249ZM125 249V250H124ZM168 249H169V251H168ZM171 249V250H170ZM176 251H175V250ZM195 249V250H194ZM197 249H199V250H197ZM59 250V251H58ZM141 250L144 252H141ZM155 250V251H154ZM182 250V251H181ZM108 251V252H107ZM127 251V252H126ZM147 251V252H146ZM149 251H150V253H151V255H150V253H149ZM154 251V252H153ZM173 251V252H172ZM201 251V252H202ZM139 252V253H138ZM158 253V254H156V253ZM22 253V254H21ZM107 253V254H106ZM123 253V254H122ZM141 253H143L142 255L143 256H145V257H143L142 255H141ZM65 254V253H64ZM64 254H62V255H64ZM103 255V257H102V255ZM196 254H201V253H196ZM20 257H19V256ZM61 255V256H62ZM93 255V254H92ZM108 255H110V256H108ZM115 255V256H114ZM137 255H138V258H137ZM140 255L142 256L141 258H140ZM150 255V256H149ZM23 256H24V253L22 252V251H20V254H19V252H17L16 253V258H18V259H23ZM148 257V259H147V257ZM157 256H159V257H157ZM162 258H161V257ZM25 257V256H24ZM106 257V258H105ZM110 257V258H109ZM152 257V258H151ZM163 257H165V259L163 258ZM101 260H100V259ZM118 258V259H117ZM135 258H137V259H135ZM142 258H144V259H142ZM153 258V259H154ZM183 258H185V259H183ZM26 259V257L24 258V260ZM106 259H107V261H106ZM110 259V260H109ZM178 259H180V260H178ZM189 259V260H188ZM93 260H91V262H89V264H96V262H94ZM97 260H99V261H101V262H99V261H97ZM103 260V261H102ZM132 260V261H131ZM136 260H138V261H136ZM184 260V261H183ZM105 261V262H104ZM117 261V262H116ZM125 261V262H124ZM120 262V263H119ZM129 262H131V263H129ZM162 263V262H161ZM88 264V263H87Z\"/></svg>",
	"mask_w": 264,
	"mask_h": 264
}]
</instances>
